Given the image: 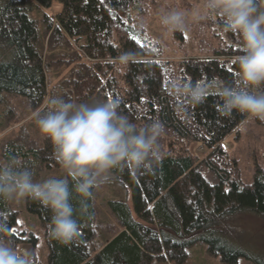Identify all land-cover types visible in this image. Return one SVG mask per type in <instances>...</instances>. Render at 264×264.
I'll list each match as a JSON object with an SVG mask.
<instances>
[{
	"label": "trees",
	"instance_id": "obj_1",
	"mask_svg": "<svg viewBox=\"0 0 264 264\" xmlns=\"http://www.w3.org/2000/svg\"><path fill=\"white\" fill-rule=\"evenodd\" d=\"M147 1L0 0V134L19 127L1 144L0 164L27 168L33 178L45 168L61 167L51 141L27 132L23 122L31 116L36 124L37 113L48 110L53 96L74 103L114 101L138 129L154 121L163 126L157 139L160 161L151 171L132 166L112 171L129 199L110 201L116 222L105 226L98 223L96 188L82 216L74 181L62 178L69 180L80 225L78 238L68 245L48 234L51 210L27 198L48 244L45 264H185L187 247L199 240L221 264H237L241 256L264 264V256L240 240L236 226L248 213L264 220V169L255 163L253 183H244L224 144L251 117L237 111L222 116L219 89L193 104L170 87L173 79L243 87L235 63L243 54L241 36L226 27L222 15L212 24L221 25L226 37L218 38L220 47L211 48L203 34L193 53L185 48L181 57L164 56L153 37L135 26L134 12L146 14ZM260 5L264 8V0ZM124 53L130 59L121 64ZM254 91L264 92V85ZM198 146L206 152H195ZM18 212L11 202L0 201V224L9 229L4 238L19 254L32 245L33 264H42L37 237L15 229Z\"/></svg>",
	"mask_w": 264,
	"mask_h": 264
},
{
	"label": "clouds",
	"instance_id": "obj_2",
	"mask_svg": "<svg viewBox=\"0 0 264 264\" xmlns=\"http://www.w3.org/2000/svg\"><path fill=\"white\" fill-rule=\"evenodd\" d=\"M204 7L209 12L219 11L225 17L226 27L241 36L243 54L235 58V63L243 87L179 79H173L170 87L193 104L202 103L211 89H219L222 116L237 111L264 120V92L254 91L264 85V8L260 7V0H205ZM193 16L196 20L201 18L198 13ZM161 24L168 31H182L186 26L185 14L166 12ZM130 55L121 54L118 61L126 64ZM117 109L118 104L111 100L74 103L53 96L48 101V110L37 113L40 133L51 141L55 158L74 181L73 190L81 198L82 216L88 214L86 200L92 196V190L107 182L113 170L132 166L151 171L160 161L157 139L163 126L154 121L138 129ZM26 197L51 210L48 233L51 239L68 245L78 238L80 225L74 218L68 179L34 182L29 169H19L12 162L0 164V201L18 202ZM8 231L6 224H0V264H33L30 253L19 254L4 238Z\"/></svg>",
	"mask_w": 264,
	"mask_h": 264
},
{
	"label": "rangeland",
	"instance_id": "obj_3",
	"mask_svg": "<svg viewBox=\"0 0 264 264\" xmlns=\"http://www.w3.org/2000/svg\"><path fill=\"white\" fill-rule=\"evenodd\" d=\"M146 14H137L135 26L144 29L153 37L163 49L164 56L181 57L183 50L194 52L196 44L201 38H207L211 48L220 47L219 39H226L225 35L219 30L221 25H212L218 20L222 14L219 11L209 12L205 7V0H148ZM261 7V5H260ZM58 8V6H55ZM182 11L186 17V26L184 30L168 31L161 24V18L166 12ZM198 13L200 19H194L193 14ZM199 28L203 33H199ZM214 34V35H213ZM215 34H218L215 35ZM218 42V43H217ZM186 53V52H185ZM178 55V56H177ZM23 122L27 124V132H40L36 127L32 117L29 116ZM19 128V127H18ZM16 126L8 131L0 134V146L5 138L10 135H16L18 132ZM225 146L229 150L241 169L242 181L251 184L254 181V165L258 163L264 169V123L259 122L257 118H250L243 123L237 133L231 135L224 141ZM192 149V148H191ZM195 152L204 154L206 148L198 146ZM67 173L62 167L45 168L42 170L34 182H42L49 178L62 179L66 178ZM26 198L17 201H11L18 212V224L15 226L17 232L27 231L34 234L39 261L46 263L48 255V244L45 240L44 233L41 229L40 218L36 213L30 212L26 205ZM129 199L127 187L114 178L111 172L107 182L96 187L94 200L99 210L98 223L115 224L116 215L113 212L110 201H126ZM240 231V240L244 241L247 248L264 256V220L253 213L244 214L238 220L236 225ZM189 256L185 264H221L218 256L208 252L207 244L203 240L196 241L187 247ZM25 252L32 256L34 250L32 245H26L21 248L20 253ZM237 264H256L253 260L241 256Z\"/></svg>",
	"mask_w": 264,
	"mask_h": 264
}]
</instances>
